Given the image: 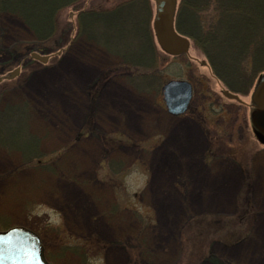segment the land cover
Segmentation results:
<instances>
[{
	"label": "rangeland",
	"instance_id": "374dc122",
	"mask_svg": "<svg viewBox=\"0 0 264 264\" xmlns=\"http://www.w3.org/2000/svg\"><path fill=\"white\" fill-rule=\"evenodd\" d=\"M84 1L100 10L99 20L79 25L71 16L77 9L63 8L60 40L41 49L22 18L0 11V76L19 68L0 80V230L31 229L52 264L264 261V205L254 202L257 180L264 192V144L247 104L255 82L238 93L241 102L222 93L227 87L193 43L188 54L163 52L152 28L154 0H135L115 21L104 10L126 0ZM172 78L194 85L180 115L163 100L162 86ZM227 167L241 175L237 200L221 209L194 205V196L215 205L214 186L196 179H220ZM241 205L251 208L253 221L225 228L220 218L236 219ZM243 233L230 244L221 240Z\"/></svg>",
	"mask_w": 264,
	"mask_h": 264
},
{
	"label": "trees",
	"instance_id": "16d2710c",
	"mask_svg": "<svg viewBox=\"0 0 264 264\" xmlns=\"http://www.w3.org/2000/svg\"><path fill=\"white\" fill-rule=\"evenodd\" d=\"M83 2L85 1L0 0V11H10L22 18L33 32L31 43L41 49L42 46L39 45H45L51 38L56 37V42L60 40L55 30L59 23L57 16L63 8L74 6L80 11L78 24L82 25ZM135 4V0L122 1L113 8L104 10L103 15L109 19L118 13L120 19L121 14ZM147 21L146 19V34L149 39ZM175 25L180 33L190 37L193 45L204 53L213 75L229 90L247 93L256 78L264 73V0H179ZM121 28L122 26L118 30ZM66 30L68 31V27ZM120 33L123 31H118L119 36L116 37L118 41ZM153 47L154 44H150L152 53ZM14 50L21 51L17 45L14 46ZM155 56L154 54V58ZM240 210L242 211L234 220L220 218L223 219L225 228L236 227L237 223L241 226L243 220H246L247 224L253 221L251 208L243 209L241 205ZM192 222L193 219L185 224L183 235ZM199 228L201 227H196ZM244 235L246 233L236 237L230 235L221 240L230 244Z\"/></svg>",
	"mask_w": 264,
	"mask_h": 264
},
{
	"label": "water",
	"instance_id": "95a60500",
	"mask_svg": "<svg viewBox=\"0 0 264 264\" xmlns=\"http://www.w3.org/2000/svg\"><path fill=\"white\" fill-rule=\"evenodd\" d=\"M179 0H154L155 13L153 31L160 48L171 55L189 53L191 39L180 33L175 26ZM33 58L46 62L49 55L33 52ZM205 63V61H203ZM19 68L5 77L12 78ZM1 80V77H0ZM163 99L168 111L178 115L184 113L192 97V84L185 79H171L162 87ZM223 94L241 101L237 93L223 89ZM251 120L257 139L264 144V73L256 82L252 93ZM0 264H52L47 260L40 236L24 226H11L0 230Z\"/></svg>",
	"mask_w": 264,
	"mask_h": 264
},
{
	"label": "crops",
	"instance_id": "0c3cea01",
	"mask_svg": "<svg viewBox=\"0 0 264 264\" xmlns=\"http://www.w3.org/2000/svg\"><path fill=\"white\" fill-rule=\"evenodd\" d=\"M160 176H161L160 172L156 173L155 182L157 184L159 183V179H160L159 177ZM219 176H221L220 179H218L217 177H214V178H212L210 180H208V179H206V180L203 179L202 180V179H198V178L196 179V183L197 184L202 183L205 186H208V185H213L214 186L215 195L213 196L212 201H213V203L215 205H208V204H206V202H204L202 199H200L197 196H194L192 198L193 199L192 202H193L194 205H196L199 208H205V207L213 206V208L221 209V208H223L225 206H227V207L230 206L229 203L232 202V201H230V199L232 200V197H233V201H234V198H235V201L237 200L238 196H237V194L235 195V193L238 192L237 188L239 189L240 186H242V185H240L241 184L240 172L236 171L232 167H227L226 169L220 171ZM234 177L237 180V186H235L236 187L235 191H234V188H232V183H234V181H235ZM223 180H224V183L227 181L228 184L224 185ZM235 183H236V181H235ZM254 190H255L254 202L256 204L258 203L261 206V201H262V204L264 205V196H263V199H261V196L264 195V192H263V189H262V180H257L255 182ZM158 200L159 199L157 197L156 198V202L157 203H158ZM256 200H257V202H256ZM161 202H163L162 207L164 206V208H166L165 205L168 204V203L166 201H164V200H162ZM221 202L223 204H219ZM178 214H179V210H178ZM178 214H176V215H178ZM254 218H255V220H254V225H255V223H256L258 218L257 217H254ZM263 219H264V216L259 217L258 224L259 223L262 224L263 223ZM260 235H261V233H260ZM253 240H257V241H254V243H256V246H255V248H256L257 246H259L260 239L256 238V239H253ZM260 261H261V258H258V260L256 261V264L259 263Z\"/></svg>",
	"mask_w": 264,
	"mask_h": 264
},
{
	"label": "flooded vegetation",
	"instance_id": "af4514ba",
	"mask_svg": "<svg viewBox=\"0 0 264 264\" xmlns=\"http://www.w3.org/2000/svg\"><path fill=\"white\" fill-rule=\"evenodd\" d=\"M87 1V0H86ZM82 11H84L83 12V14H82V19H81V21H82V24L83 25H89L90 26V22L92 21V23L93 22H95V18L97 19V20H99V15H100V10H96V9H94V7L92 8V7H88V8H84ZM79 12L80 11H78V10H73L72 11V14H71V16L74 18L75 16L77 17L78 16V19H79V17H80V15H79ZM194 86V85H193ZM248 105H249V107H251V105H252V102L250 101V102H248L247 103ZM252 108V107H251Z\"/></svg>",
	"mask_w": 264,
	"mask_h": 264
},
{
	"label": "bare ground",
	"instance_id": "6f19581e",
	"mask_svg": "<svg viewBox=\"0 0 264 264\" xmlns=\"http://www.w3.org/2000/svg\"><path fill=\"white\" fill-rule=\"evenodd\" d=\"M88 71H90V70L88 69ZM67 105H68V104H67ZM159 178H160V177H159ZM165 206H166V208H170L169 210L172 211V213H174V214H178V208H177L176 205L170 203V204H166ZM257 264H264L263 259H262V262L260 261V262L257 263Z\"/></svg>",
	"mask_w": 264,
	"mask_h": 264
}]
</instances>
